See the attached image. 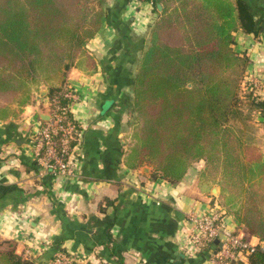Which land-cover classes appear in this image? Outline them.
<instances>
[{"label": "crops", "instance_id": "0c3cea01", "mask_svg": "<svg viewBox=\"0 0 264 264\" xmlns=\"http://www.w3.org/2000/svg\"><path fill=\"white\" fill-rule=\"evenodd\" d=\"M247 1L258 35L237 30L232 47L248 59L243 73L249 68L264 80V0ZM103 8L101 25L85 46L89 57H79L67 73L80 96L70 106L79 124L74 175L48 179L34 165L32 121L47 111L44 84L32 88L29 103H12V113L0 119V241H14L16 253L34 264H46L59 251L86 264H170L180 252L188 264H216L213 247L187 244L188 214L215 210L227 229L261 246L225 210L219 186L200 182L201 161L175 184L149 179L148 165L125 166L124 114L131 110L136 67L160 10L146 0H103ZM250 110L252 123L264 133V105ZM260 139L253 143L264 155ZM215 186L218 194H212Z\"/></svg>", "mask_w": 264, "mask_h": 264}, {"label": "trees", "instance_id": "16d2710c", "mask_svg": "<svg viewBox=\"0 0 264 264\" xmlns=\"http://www.w3.org/2000/svg\"><path fill=\"white\" fill-rule=\"evenodd\" d=\"M146 1L161 10L132 81L134 123L124 164L148 165L149 179L175 184L201 161L200 182L217 184L225 210L262 242L247 264H264V155L243 117V109L260 108L264 101L250 93L244 95L250 105L242 102L238 86L248 59L232 47L237 30L258 35L249 3ZM103 14V0H0V119L12 113V103H29L40 84L48 100L69 89L67 73L79 57H89L85 46ZM232 65L237 75L229 78ZM66 121L79 130L70 110ZM15 247L12 240L0 241V264H34Z\"/></svg>", "mask_w": 264, "mask_h": 264}, {"label": "built area", "instance_id": "2783aa9c", "mask_svg": "<svg viewBox=\"0 0 264 264\" xmlns=\"http://www.w3.org/2000/svg\"><path fill=\"white\" fill-rule=\"evenodd\" d=\"M247 73L242 80L244 95L251 93L257 99L264 101V80L254 71ZM79 97L78 93L69 86L68 90L51 100L47 99L48 120L36 117L32 121L35 132L30 141V149L42 175L58 178L72 176L75 173L78 162L72 159L73 147L70 146V141L78 130L73 123L66 121V112ZM62 98L68 99L70 103L62 104ZM188 218L192 228L187 237V244H191L196 249H200L203 245L215 248L212 258L216 264L233 262L245 264L249 254L258 246L242 234L227 229L221 223V215L218 211L191 212ZM215 239H218L219 245L214 243ZM46 264L86 263L79 261L71 252L59 251Z\"/></svg>", "mask_w": 264, "mask_h": 264}, {"label": "rangeland", "instance_id": "374dc122", "mask_svg": "<svg viewBox=\"0 0 264 264\" xmlns=\"http://www.w3.org/2000/svg\"><path fill=\"white\" fill-rule=\"evenodd\" d=\"M236 68H237V66L235 67L234 65L228 67L227 75H228L229 78L234 77V75H237ZM248 69L243 73V78H244V76H245V74L247 72L251 71V70H248ZM247 74H249V73H247ZM242 82L243 81H241V83ZM242 85H243V83L240 84V86H238V88H239L238 89V93L244 95V92L242 91L243 90V86ZM251 113H253L252 110L243 109V117H244V120H246V124L249 125L248 126V132L249 133L248 132L247 133L249 134V136L251 138V141L258 144V143H260V140H261L260 137H263L264 136V133L260 129H258V127L255 124L252 123L253 116L251 115ZM248 116H249V119H248ZM239 118H240V116H239ZM239 118H238V124H243L239 120ZM124 119L125 120H124L123 124H127V126H128V130H127L126 136L129 138V145H130L132 143V139H131V136H130V133H131V126H130V124H133L134 123L133 122V120H134L133 119V115H132V113H131L130 110H128L126 112V114H124ZM129 145L127 146V149L129 147Z\"/></svg>", "mask_w": 264, "mask_h": 264}, {"label": "water", "instance_id": "95a60500", "mask_svg": "<svg viewBox=\"0 0 264 264\" xmlns=\"http://www.w3.org/2000/svg\"><path fill=\"white\" fill-rule=\"evenodd\" d=\"M156 7H157L158 10H161V5L159 3L156 5ZM41 118L43 120H48L49 116L47 114H42L41 115ZM212 194H218V187L217 186H215V187L212 188ZM214 243L217 244V245H219L218 239H215L214 240ZM176 255H177V258L175 260H172L170 262V264H188L187 261H183L182 260L183 257H184V254L183 253L180 252V253H178Z\"/></svg>", "mask_w": 264, "mask_h": 264}]
</instances>
